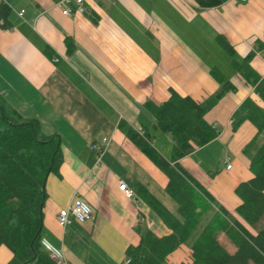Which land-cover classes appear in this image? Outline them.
<instances>
[{
	"label": "crops",
	"instance_id": "0c3cea01",
	"mask_svg": "<svg viewBox=\"0 0 264 264\" xmlns=\"http://www.w3.org/2000/svg\"><path fill=\"white\" fill-rule=\"evenodd\" d=\"M59 1L10 0L13 27H0V92L62 142L64 162L46 181L44 245L63 249L72 264H125L128 246L140 242L138 224L159 236L171 232L137 188L140 182L176 211V202L162 194L168 176L120 123L144 131L172 162L173 135L156 128L145 103L168 99L171 88L207 100L221 86L212 68L236 88L205 116L217 137L179 163L256 233L235 212L240 203L235 189L252 176L243 150L258 128L247 120L234 131L231 119L248 97L264 107L233 62L254 53L251 65L264 76V0H225L212 7L195 0H85L86 12L73 15H65ZM67 37L74 43L71 51ZM105 137L110 144L99 160ZM121 180L133 189V197L119 188ZM77 197L91 204L93 215L63 227L58 213ZM189 251L183 244L164 264L186 261ZM12 256L8 246H0V264Z\"/></svg>",
	"mask_w": 264,
	"mask_h": 264
},
{
	"label": "trees",
	"instance_id": "16d2710c",
	"mask_svg": "<svg viewBox=\"0 0 264 264\" xmlns=\"http://www.w3.org/2000/svg\"><path fill=\"white\" fill-rule=\"evenodd\" d=\"M201 7H212L225 0H195ZM13 8L10 0L0 1V27L11 29ZM68 50L74 43L67 37ZM219 40L231 52L233 48L222 36ZM264 45V43H263ZM53 56L50 49L45 50ZM254 53L241 62L233 61L240 78L251 86L264 101V76L251 65ZM211 73L221 83L219 90L205 101L182 95L170 89L168 99L157 103L148 100L145 107L156 118V128L170 132L174 138L172 162L131 125L120 127L167 176V194L176 202L171 210L140 182V195L153 208L171 232L159 236L143 224L136 226L140 235L137 245H129L125 264H164L169 255L185 244L201 222H208L192 244L189 258L179 264H264V228L253 233L236 215L215 201L210 191L191 175L179 160L206 145L218 135L206 114L236 85L217 69ZM257 128V135L245 147L249 153L254 144L255 154L250 158L252 176L241 181L235 189L240 203L235 212L251 227H256L264 216V107L248 97L233 113L231 122L236 131L245 121ZM64 162L62 142L57 133L47 134L37 117L24 116L0 92V246L6 245L13 253L7 264H57L45 247L42 231L45 204L48 198L46 181L49 174L59 173ZM217 204L218 210L213 209ZM212 210V211H211ZM234 244L229 251L220 241L219 233Z\"/></svg>",
	"mask_w": 264,
	"mask_h": 264
},
{
	"label": "built area",
	"instance_id": "2783aa9c",
	"mask_svg": "<svg viewBox=\"0 0 264 264\" xmlns=\"http://www.w3.org/2000/svg\"><path fill=\"white\" fill-rule=\"evenodd\" d=\"M246 1V0H241ZM58 5L62 8V11L65 15H73L75 13H85V0H60ZM23 15V11L20 12ZM55 60L58 58L54 57ZM142 135H145L144 131H139ZM110 139L108 137L103 138L102 145L99 147L98 159L101 160V156L104 151L109 147ZM231 167V164L228 165ZM119 188L128 196L133 197L134 191L127 184L125 180H121L119 184ZM93 215V208L91 204L84 198L77 197L74 202L67 208L61 209L58 213L59 223L66 227L72 223H85L88 221ZM47 250L49 251L52 259L57 264H72L67 257L65 256L63 249H55L49 245H45ZM130 259L126 260V263H129Z\"/></svg>",
	"mask_w": 264,
	"mask_h": 264
},
{
	"label": "rangeland",
	"instance_id": "374dc122",
	"mask_svg": "<svg viewBox=\"0 0 264 264\" xmlns=\"http://www.w3.org/2000/svg\"><path fill=\"white\" fill-rule=\"evenodd\" d=\"M264 138V137H262ZM262 138L258 141V143L261 142ZM256 146H258V144H254V146L252 147V149L250 150V152L248 153V157L251 158L254 154H255V150H256ZM253 175V174H252ZM159 192H162V191H159ZM163 195H165L167 198H171L170 196H168V194H166V192H163L162 193ZM172 199V198H171ZM175 203V202H173ZM214 208L213 209H217L218 210V206L217 204L213 205ZM212 211V210H211ZM209 216L207 217H202L201 218V222L199 224V226L197 227V229L193 232L191 238L185 243L186 245H188V247L190 248L191 250V247H192V244L194 243V241L196 240L197 236L199 235L200 231L202 230V228L205 226V224L208 222V219L209 217L212 215V212H210L208 214ZM264 228V216L263 218L259 221V223L257 224V226L254 228L253 227V231L257 232V230H260ZM219 239L220 241L226 246V248L229 250V251H234L235 250V246L234 244L229 240V238L227 236H225L224 232H221L219 233ZM189 254H190V251H189ZM189 254L188 256L186 257V259L189 257ZM169 264V263H168Z\"/></svg>",
	"mask_w": 264,
	"mask_h": 264
}]
</instances>
